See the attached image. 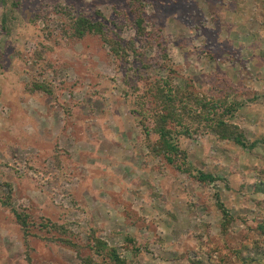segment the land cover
Wrapping results in <instances>:
<instances>
[{
	"label": "rangeland",
	"instance_id": "374dc122",
	"mask_svg": "<svg viewBox=\"0 0 264 264\" xmlns=\"http://www.w3.org/2000/svg\"><path fill=\"white\" fill-rule=\"evenodd\" d=\"M9 1L0 0L1 18L12 17L9 32L0 25V197L10 184L12 204L37 225L24 234L0 205V264H110L108 250L85 246L91 229L127 264H264V193L255 190L264 180V0ZM57 4L92 19L101 12L103 39H133L148 67L131 51L119 60L96 34L71 43ZM140 9L148 21L136 30ZM46 27L47 49L30 66L22 53H39ZM154 30L167 58L145 47ZM47 60L57 63L42 75L52 93L31 94L26 85ZM156 77L219 101L216 110L255 146L187 121L191 134H176L179 153L168 162L156 150V103L140 99ZM199 171L218 179L202 182ZM215 193L232 216L226 232ZM42 219L66 233L39 227ZM61 235L79 251L54 239Z\"/></svg>",
	"mask_w": 264,
	"mask_h": 264
},
{
	"label": "trees",
	"instance_id": "16d2710c",
	"mask_svg": "<svg viewBox=\"0 0 264 264\" xmlns=\"http://www.w3.org/2000/svg\"><path fill=\"white\" fill-rule=\"evenodd\" d=\"M133 1V2H132ZM131 4L134 2H138L142 5V0H132ZM12 6L18 4L19 0H10L9 1ZM139 5V7L141 6ZM141 8V7H140ZM54 12L64 16L65 21L62 23L61 30L63 32H67L66 30H70L71 35V43L76 40H80L82 37L87 34H96L99 35L102 41L106 44H109L111 52L115 54L117 58H127L129 51L134 53V59H138L140 62V66L143 68L148 67V63H150V58L144 57L143 55H137L136 53V41L133 39L125 41V43L121 44L115 38H107L103 39L105 35V26L102 19V13L96 12L100 17L96 19H92V17H87L82 15L81 13H74L72 9L68 6L57 4L56 7H53ZM143 10L140 9L138 12L134 11V21L135 29L146 27V22L148 21L143 15ZM34 17H37V14H34ZM12 19L9 16L6 19L1 18L0 16V25L3 28L10 27L9 23ZM47 23V22H46ZM48 25V23H47ZM11 28L6 29L9 32ZM52 29L46 27L44 30V40L37 42V51L31 52V54L22 53V58L24 62H27L29 59L31 60V65H35L38 63L43 57V51L46 48L47 39H50L52 36ZM147 34L151 36V38L156 39L151 42L145 43L146 48H158L157 54L167 58L165 45L161 40L160 30L147 31ZM47 49V48H46ZM121 52V54H120ZM157 54L155 56H157ZM27 55V57L25 56ZM31 56V58H29ZM29 58V59H28ZM57 63L56 61L47 60L46 67H43L40 72L36 75V70L34 71V77L36 75L37 80L33 78L29 83H27L28 91L31 94H39L40 96L51 95L52 89L50 88V83L42 76L45 71L56 70ZM140 68V67H139ZM136 71V69H134ZM29 84V85H28ZM144 90L140 99L145 101V98L151 96L154 99L155 107L152 112L151 117L153 118L154 125L152 126L153 131L158 135L156 143V150L158 153H162L168 162L173 163L174 158L177 157L179 153L178 145L176 144V134L182 132L185 135L191 134L190 127L187 125V121H196L198 123L204 122L205 126H208L209 130L216 134L221 139L231 140L235 142L237 145L241 147L248 148L251 150L256 142L247 143V140L244 136L242 130H240L235 124L228 123L226 119L223 118L221 113L216 110L219 101L211 102V100H205L201 96L192 94L191 91L181 90V88L177 86H172L171 83L167 80V78L156 77L154 81L150 84H143ZM142 87V88H143ZM239 103L228 104L224 107L221 112H225L231 115L235 111ZM157 105V106H156ZM224 115V114H223ZM144 117V116H143ZM264 175V171L262 172ZM196 178L202 182H214L218 179L217 176L211 173H205L199 171L196 175ZM31 180H34L31 178ZM8 195L0 197V205L3 207H9L10 211L15 217L16 222L19 224L24 234H28V226L30 224L37 225L36 219H33L28 212L20 207H15L12 204L11 196L9 193L12 192L10 184H8ZM255 190L264 193V180L258 181L255 183ZM216 205L219 208L222 214V232H226L228 224L232 221V216L230 215L228 209L224 206V204L220 200V196L218 193H215ZM264 211V209H263ZM39 227L56 229L61 232V234H65L66 231H63V228L60 225L49 222V219H42L38 225ZM264 220L258 224L260 229H264ZM96 233L94 229H91V232L87 235L86 240L84 241L85 246H89L90 249H93L96 252L108 250V258L110 264H127L125 259L113 248H108L106 242L100 239H92V235ZM96 237V236H95ZM97 238V237H96ZM62 243H65L69 246H72L77 251H79V244L73 243L70 241L69 237L59 236L54 238ZM92 240V241H91ZM81 261L85 264H94L86 257H81ZM197 264H202L201 261H197Z\"/></svg>",
	"mask_w": 264,
	"mask_h": 264
}]
</instances>
